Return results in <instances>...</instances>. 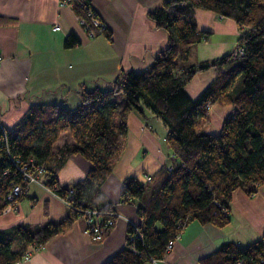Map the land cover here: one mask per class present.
<instances>
[{
  "label": "trees",
  "instance_id": "16d2710c",
  "mask_svg": "<svg viewBox=\"0 0 264 264\" xmlns=\"http://www.w3.org/2000/svg\"><path fill=\"white\" fill-rule=\"evenodd\" d=\"M71 1L74 12L87 19L93 34L110 38L108 27L91 23L86 14L91 7L88 0ZM194 7L234 20L240 29L234 52L194 60L195 44L209 34L197 29ZM147 15L166 31L167 44L146 69H120L110 90L80 87L81 102L73 109L34 105L13 128L4 127L5 134L0 128V210L7 205L5 194L10 187L23 183L12 159L32 157L43 165L42 184L62 198L72 188L68 212L60 220L33 229L23 224L0 228V264H14L29 252L31 244L40 247L53 235L65 232L77 217L84 216L85 209L110 208L115 220V207L102 202L101 185L124 148L126 117L132 108L140 115L148 108L168 128L165 142L174 162L160 167L149 180L128 176L122 181L120 198L137 203L140 222L127 224L124 246L102 264L161 259L168 242L187 222L228 223L232 191L240 188L250 194L264 182V0H160ZM77 43V37L69 33L63 46ZM209 68L216 70V77L197 97H191L185 84L195 73ZM215 103L232 108L219 130L212 133L204 127ZM62 130L73 139L53 151ZM73 153L89 160L90 168L73 186L61 187L56 172ZM107 217V213L94 215L87 228H100L102 239L113 226L106 225ZM263 257L264 230L248 245L221 242L199 264H259Z\"/></svg>",
  "mask_w": 264,
  "mask_h": 264
},
{
  "label": "crops",
  "instance_id": "0c3cea01",
  "mask_svg": "<svg viewBox=\"0 0 264 264\" xmlns=\"http://www.w3.org/2000/svg\"><path fill=\"white\" fill-rule=\"evenodd\" d=\"M88 1L110 29V38L90 34L72 6L59 0H0V122L5 128H13L34 105L75 108L81 102L80 87L110 90L120 69L144 70L166 46V31L157 28L147 15L160 0ZM194 18L198 30L209 32L206 40L195 44L194 60L235 51L240 29L234 20L201 7H194ZM69 33L78 43L64 47ZM215 77L214 68L197 72L184 88L195 98ZM211 107L204 130L216 133L232 106L215 103ZM126 123L124 148L101 185L102 202L112 204L116 211L110 231L95 240L84 217H77L68 230L53 235L42 246L33 249L31 244L28 258L14 264H102L124 246L127 224L139 223L140 216L135 201L121 200L122 181L128 176L144 181L145 175H155L160 167L174 162L165 142L168 128L152 111L145 108L140 115L132 108ZM90 165L79 153L68 155L56 172L57 184L73 186ZM41 179L42 174L39 182L27 185L13 209L0 212V228L23 224L33 229L66 215L68 206L62 197ZM227 214L229 222L222 226L187 222L161 259L143 264H199L200 258L214 252L223 241L248 245L259 239L264 230V182L250 194L235 188Z\"/></svg>",
  "mask_w": 264,
  "mask_h": 264
},
{
  "label": "built area",
  "instance_id": "2783aa9c",
  "mask_svg": "<svg viewBox=\"0 0 264 264\" xmlns=\"http://www.w3.org/2000/svg\"><path fill=\"white\" fill-rule=\"evenodd\" d=\"M60 4H67L70 6H73V2L71 0H59ZM86 14L89 17L91 23L93 25H99V26H104L102 21L96 16L95 12L91 9L90 6L87 7L86 9ZM78 20L81 24H83L89 31L90 34L92 33V30L89 28L88 23H87V19L83 16H78ZM54 28H58L57 25H55ZM3 60V55L0 51V66ZM0 128L2 130V132L5 134V129L4 126L2 125V123L0 122ZM15 166L17 167L19 173L21 174V181L23 183H16L13 184L10 189L6 192L5 194V200L7 201V205L4 206L1 211H5V210H11L15 207L17 200L16 198L19 197L21 194H23L26 189H27V185L29 183H33V182H39L40 180V176H38V173H42L43 170V165L40 164H36L34 161V158L29 157L27 160L25 161H20L19 159H12ZM151 175H145L144 176V180H149ZM68 192L70 193L69 196L72 193V188L68 189ZM69 196L67 198H62L64 200V202L66 203L67 206H70L69 204ZM218 204V202H216ZM99 213H107L108 217L106 220V225L107 226H111L114 224V212L110 209H96V208H88L84 210V219L86 221V224H89L92 220V218L94 217V215L99 214ZM135 225V223H133ZM183 226V225H182ZM88 233H90L91 237L95 240H100L101 239V231L100 228H98L97 226H92L90 225V227L87 228ZM91 231V232H90ZM180 233V232H179ZM175 236V238L173 240H170L166 246V251H168L173 243L174 240L176 239V237L178 236V234ZM139 234V232L137 233ZM133 237H130V240ZM30 252H26L23 255V258H28ZM158 259H152V261H157ZM259 264H264V257L261 259Z\"/></svg>",
  "mask_w": 264,
  "mask_h": 264
},
{
  "label": "rangeland",
  "instance_id": "374dc122",
  "mask_svg": "<svg viewBox=\"0 0 264 264\" xmlns=\"http://www.w3.org/2000/svg\"><path fill=\"white\" fill-rule=\"evenodd\" d=\"M118 101H119V104H122V102L124 101L123 97L121 96ZM216 104H218V103H216ZM72 139H73V137L70 134V132H68L66 130H62L59 133L57 140L54 142L53 151H55L57 148H59L64 142H71ZM41 174L42 173H38V176H40ZM86 229H87V227H86ZM36 248L37 247H35V246L33 247V249H36Z\"/></svg>",
  "mask_w": 264,
  "mask_h": 264
}]
</instances>
